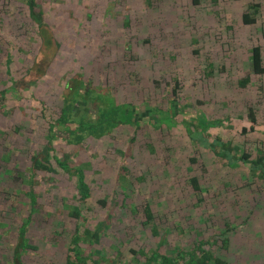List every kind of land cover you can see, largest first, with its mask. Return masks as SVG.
I'll return each mask as SVG.
<instances>
[{"label":"trees","instance_id":"1","mask_svg":"<svg viewBox=\"0 0 264 264\" xmlns=\"http://www.w3.org/2000/svg\"><path fill=\"white\" fill-rule=\"evenodd\" d=\"M23 1L28 9L27 22L33 26L32 30L28 31L39 37L43 44L45 36L41 21H43L44 9L39 6L40 4L46 6L47 2ZM47 1L50 3L53 0ZM81 1L74 0V3L79 4ZM86 1L91 2V0ZM93 1L96 3L98 0ZM177 3V0H115L108 5L105 4V7L111 9L117 7L118 15L114 16L113 21L121 22L127 31L126 35L132 40L133 38L143 40L149 47L150 34L141 38V35H133L130 32L129 28L132 27L134 19L136 18L137 22L141 21L139 25L148 28L147 30L152 26H161L164 23L163 19L175 15L174 5ZM184 4L187 8L178 13L184 15L183 11H191L189 7L198 9L205 6L209 13L215 15L219 24L222 23L221 27H226L228 31L234 29L236 21L232 18L229 0H185ZM163 10L169 13L162 14L156 19V12L162 13ZM260 10L259 3H248L241 15L243 25L257 24ZM102 11L105 12L106 9ZM87 13L90 14L87 20L94 19V12ZM23 36L24 34L18 35L14 40L20 41ZM190 39L193 45L189 55V58L193 57L191 65L193 68L197 66L201 68L204 79H212L216 72L226 73L227 64L222 63L217 67L212 58L206 59L204 68L196 65L203 49L196 46L199 41L196 34L191 33ZM45 41L49 42L50 39ZM57 45L61 47V42ZM130 49L131 47L127 45L124 54ZM164 50L168 51V54H164L163 57L165 61L171 62L174 72L165 64L163 72H160L162 78L148 77L150 84L147 90L135 99L131 98L129 92L121 93L119 77L114 76L112 80H106L100 75L94 77L91 74V77L89 73L83 71L69 73L68 77L61 80L63 88L56 98V108L45 106L46 103L41 106L42 117L46 124L42 133L45 140L41 149L38 146L31 149L29 160L24 161L28 162L27 166L25 165L23 169L17 168L18 174L13 176L16 174L13 169L20 164L7 160L1 151L0 176L3 177L1 179L8 181L7 184L0 186L1 239L4 236L3 228L8 224L6 221H10V218H7L8 214L18 213L21 206L28 213L27 216H22V224L17 227V236L12 240L14 243L5 239L1 241V246H4L7 255L11 256L10 262L13 261L14 264H264V234L257 235L260 231L252 218L259 212L258 204L264 201V137L259 136L255 149L240 150L230 136H225L223 132V127L232 116L216 117L212 113H198L197 108L203 104V101L199 99L191 101L187 98L188 95L184 92L186 85L176 62L179 58L170 51L169 47H165ZM41 55L39 50L34 64L43 58ZM34 64L22 70L25 72V75L22 74L24 76L22 81L24 80L26 91L34 84L29 81ZM95 67H99L98 64ZM153 67L152 70L155 68ZM146 68L147 66L143 67ZM8 72L11 74L13 71L10 72L9 69ZM262 75H264V48L260 43H254L250 51L246 76L240 78L238 83L240 87L246 88L250 81H253V77ZM134 82L135 78L132 83ZM10 87L8 84L0 92L2 104ZM108 89L118 97L117 102L110 107H107L103 99L98 98ZM187 103L191 104L192 109L189 107L191 112L184 110L185 107L188 108ZM129 104L134 113L127 112ZM156 110L160 111L162 118L174 126L166 127L168 132L172 133L176 130V133L184 135L183 137L188 138L191 143L211 152L234 172L246 176L244 180L247 183L243 187L247 192H243L244 195L240 197L241 193H237V189L230 190L234 189L232 186L235 182L228 187L227 181L214 188L215 184L207 180V176L205 177V165L194 153L187 156L188 160L184 164L190 175L187 191L182 189L180 195L184 193L187 195L175 202L172 208L170 206L161 209L151 198L140 194V186L136 187L137 190H132L138 195L137 197L124 194L122 189L118 190L119 187L114 189L112 197L107 193L100 195L89 179L83 160L79 159L86 141L89 138L93 142L101 141L106 137L115 136V131L120 128H133L128 148L125 150L118 148L117 156L121 157L117 174L119 183L129 175L127 164L129 158L134 156L138 134L141 131L147 132L150 128H154L158 134H161L162 130L165 131ZM192 113H196V116L194 114V117H191ZM247 118L250 126L242 128L243 135L250 132L258 133V111L252 104L247 105ZM12 132L13 135L17 133V131ZM56 141L59 144H66L67 147L70 146L71 149L59 146L57 150L54 145ZM1 146V150L13 151V147L6 144ZM42 176L48 182H53L52 190L54 187L60 190L67 184L70 192L59 200L47 199L51 198L49 196L51 191H46L37 181ZM174 178L177 179L176 172ZM231 178L234 176L232 175ZM177 181L179 182V179ZM37 185H42V188L38 189ZM41 190L45 191V194L41 193ZM120 194L124 197L119 198ZM219 195L223 201L218 203ZM45 197L48 200L47 205L57 204L58 207L49 210L46 202L45 204L41 202ZM184 198L186 200L182 201ZM226 198L229 199L225 201ZM23 202L28 203V209ZM163 203L166 206V203ZM36 213L43 216V225L45 224L46 237L43 239V244L42 241L39 243L42 248L43 245L47 247L50 244L52 247L49 250L47 248L41 250L45 252L38 263L34 262L33 256L40 252V245L33 241L31 234L33 216Z\"/></svg>","mask_w":264,"mask_h":264},{"label":"rangeland","instance_id":"2","mask_svg":"<svg viewBox=\"0 0 264 264\" xmlns=\"http://www.w3.org/2000/svg\"><path fill=\"white\" fill-rule=\"evenodd\" d=\"M45 1L46 6L40 4L39 7L44 9L43 21H41L43 22V34L45 40L50 39V41L46 42L43 39L42 44L39 37L29 33L33 26L27 22L28 9L24 1L0 0V39H3L0 41V92L8 84L11 86L8 89L9 93L3 99V104L0 102V153L2 151L7 160L20 164L13 169L16 173L14 175L12 173L13 176L18 174L17 168H25L28 162L24 161L29 160L31 149L37 146L42 148V142L45 140L42 133L46 124L42 117L41 106L46 103L45 106L56 108V98L63 88L61 80L68 77L69 73L75 74L83 71L94 77L100 75L106 80H112L114 76L119 77L121 93L129 92L132 95L131 98L135 99L147 90L150 84H148V77L162 78L160 72H163L165 64L174 72L171 62L165 61L163 57L164 54H168V51L164 50L165 47H169L170 51H173L172 53L179 58L176 62L186 85L184 92L188 95L187 98L191 101H198V99L203 101V104L197 108L198 113H212L216 117L232 116L223 127V132L225 136H230L240 150L255 149L259 136L264 137L262 136L264 135V75L253 77V81H250L246 88L240 87L238 83L240 78L246 76L250 51L254 43H260L264 48V0H229L232 18L236 21L232 31L226 30L224 26L221 27L222 23L219 24L215 15L209 13L205 6L198 9L189 7L191 11H183L184 15L178 13L187 7L184 4L185 0H177L178 3L174 5L175 17L171 15L166 17L161 26H152L150 30H147L148 28L145 29L139 25L141 21L137 22V19H134L132 27L129 28L130 32L133 35H141V38L150 34L149 47L144 44L143 40L134 38L132 40L126 35L127 31L122 23L113 21L114 16L118 15V8L111 9L108 6L105 7V4L108 5L115 0H95L96 3L93 0L91 2L82 0L79 4H75L74 0H53L50 3ZM250 2L259 3L261 6L258 22L252 26L243 25L241 21V15ZM105 9V12L102 11ZM89 11L94 12V19L87 20L90 18V14L87 13ZM167 13L169 12L165 10L162 13L158 11L155 18L158 19V16L161 17L162 14ZM159 20L162 19L159 18ZM191 33L199 37L196 46L203 49L196 65L204 68L206 59L212 58L217 67L222 63L227 64L226 73L216 72L212 79H204L201 68L192 67L193 57L189 58L190 49L193 46L190 41ZM22 34L24 36L20 38V41L14 40L16 36ZM58 42H61V47L57 45ZM127 45L131 49L124 54ZM39 50L43 58L34 64ZM32 64L34 66L29 81L34 84L30 85L26 91L24 80L22 81L24 77L22 74L25 75V72L22 70H26ZM97 64L99 67L96 68ZM142 66H147V68L143 69ZM9 69L10 72L13 71L11 74L8 72ZM134 78L135 82L132 83ZM109 89L98 97L104 100L107 107L114 105L118 98ZM248 104L254 105L258 111L259 125L257 128L259 131L243 135L242 128L250 126L247 118ZM186 106L188 108L185 107L184 110L191 112L189 110V107L192 109L191 104L187 103ZM127 112L134 113L130 104ZM155 112L160 118V124L164 125L165 131L162 130V133L158 134L154 128H150L147 132L141 131L138 134L137 149L135 148L134 156L129 158L127 164L129 175L127 179L119 183L117 174L121 157L117 156L118 148L124 150L128 148L133 128H120L115 131V136L106 137L101 141L93 142L91 138L86 141L79 159L83 160L89 179L100 195L107 193L112 197L114 189L119 187L118 190L122 189L124 194L137 197L138 195L132 190H137L140 186V194L151 198L161 209H167L170 206L172 208L175 202L187 195V193L180 195L181 190L187 188L190 175L184 164L188 160L187 156L194 153L205 165V177L207 176V180L215 184L214 188L227 181L226 186L228 187L235 182L232 186L234 189L230 190L237 189V193H241L240 197L244 195L243 192H247L243 187L247 183L244 180L246 176L234 172L211 152L191 143L188 138L183 137L184 135L176 133V130L172 133L168 132L166 127L174 126L161 117L160 111ZM194 114L196 116V113ZM194 114H190L191 117H194ZM12 131H17V133L13 135ZM2 144L13 147V151L1 150ZM54 145L57 150L59 146L71 149L70 146L67 147L64 143L59 144L57 141ZM175 172L179 182L174 178ZM232 175L234 178H231ZM1 178L3 177L0 176V186L8 183ZM37 181L44 186L46 191H51L52 195H49L51 198H47L49 200H59L70 192L67 184L60 190L55 187L52 190L53 182H48L43 176ZM42 185H37V188L41 189ZM43 192L45 194V191L41 190V193ZM207 195L210 197L212 193ZM122 197L124 196L120 194L119 198ZM47 199L45 197L41 202L45 204ZM228 199L226 198L225 201ZM185 200L186 198L182 201ZM217 201L218 203L223 201L221 195L218 196ZM23 204H26L28 209V203L23 202ZM47 206L49 210L58 207L57 204ZM257 209L259 212L252 214V218L260 231L257 235L261 236L262 233L264 234L263 200L258 204ZM27 214L21 206L18 213L7 215L10 221H6L8 224L3 228V239L0 237V264H14L13 261L10 262L11 256L7 255L4 246H1V241L5 239L14 243L12 240H15L17 236V227L22 224V216H27ZM33 217L32 239L40 245L39 242L42 241L43 244V239L46 237L45 224L43 225V216L40 214L36 213ZM11 218H13L12 221ZM43 248L52 249L51 244L47 247L43 245ZM43 248L40 245V252L33 256L34 262L38 263L42 260L45 252V250L41 251Z\"/></svg>","mask_w":264,"mask_h":264}]
</instances>
